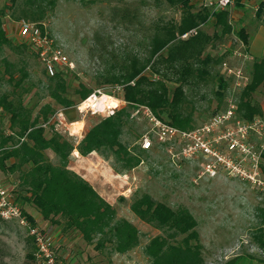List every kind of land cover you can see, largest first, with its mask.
Instances as JSON below:
<instances>
[{"label":"rangeland","instance_id":"374dc122","mask_svg":"<svg viewBox=\"0 0 264 264\" xmlns=\"http://www.w3.org/2000/svg\"><path fill=\"white\" fill-rule=\"evenodd\" d=\"M53 1L54 4L48 6L43 19L33 22L43 25L68 56L70 66L62 67V70L68 82L67 95L73 101L79 100L76 90L81 86L91 91L114 90L122 99V90L106 82L105 77L113 71L114 66H119L132 55L146 56L153 26L157 22L176 20L179 17V12L163 0ZM257 2L233 0V4L225 9L229 11V21L234 31L214 38L206 47V52L212 56H222L221 61L210 63L209 74L204 80L190 87L185 86L187 100L184 108L192 112L193 127L190 129L209 126L217 114L223 113L231 105H237L245 84L243 77H237V71L240 69L242 75L250 79L252 61L264 57V41L261 43L262 54L250 58L247 46L236 34L240 27H244L248 34V45L257 33L258 37L262 35L264 38V14H256ZM6 4H9V0H0V7ZM199 5L200 2H197L196 7ZM3 26L8 37L18 43L17 23L5 16ZM200 28L209 35L220 33L212 16ZM3 56L11 61L22 57L27 62L29 77L23 83L24 88H16V91L22 96L23 103L31 109L33 117L43 104L49 103L54 112L64 109L69 120L84 119L87 128L101 118L99 115L81 116L72 106L64 108L51 99L46 89L47 74L30 50L19 54L5 47L0 60ZM2 70L3 63L0 61V95L13 90V85L6 80ZM144 72L151 78H157L148 68ZM218 76H223L227 81L221 99L216 94ZM252 99L261 105L263 114L251 122L253 128L246 141L256 153L254 157L258 162L260 178L264 180V159L262 156L257 157L264 144V92L261 86L253 92ZM115 102L112 98L109 104ZM124 105L126 103L120 106ZM136 107L130 108L131 114L121 137L130 149H141L142 136L148 131V125L141 114H135ZM237 118L240 117L236 115ZM0 125L5 132L10 131L8 115L1 108ZM45 130L47 135L56 131L53 126ZM215 130L217 128L214 127ZM57 132L70 139L74 145L81 139L63 131ZM181 146L179 142H153L152 148L141 151L142 161L139 165L118 172L116 187L109 181L105 182L103 192H107L114 200L117 217L126 218L140 231L139 244L125 253L115 252L110 244L96 249L94 245L98 237L89 243L78 231H64L61 225L36 217L33 212L35 208L29 203H22L24 209L36 218V224L53 236L57 264H149L150 258L144 252V246L152 237L161 234V230L140 220L130 210L132 200L142 193H148L155 200L174 209L183 206L191 212L197 221L196 230L205 264H264V253L251 241V233L255 228L262 226L264 229V185L241 175L231 176V171L220 165H216V169L213 167L215 173L211 174L215 157L199 154L186 157L181 152ZM227 146L228 143L224 142L215 149L219 148L223 155L221 157L230 159L232 164L243 160L242 168L258 179L259 176L254 175L257 169L253 165L255 161L252 156H246L235 148L229 150ZM46 154L52 162H57L51 150H46ZM99 155L112 168L117 166L113 156ZM69 161H72L71 154ZM87 170L89 176L97 182L98 176L104 178L99 167ZM0 177L13 183L17 172H0ZM28 236L16 221H0V264H22Z\"/></svg>","mask_w":264,"mask_h":264},{"label":"trees","instance_id":"16d2710c","mask_svg":"<svg viewBox=\"0 0 264 264\" xmlns=\"http://www.w3.org/2000/svg\"><path fill=\"white\" fill-rule=\"evenodd\" d=\"M163 1L179 12L178 19L157 22L153 26L146 56L134 54L113 67L104 80L122 86V99L126 105L92 124L76 145L57 131L46 134V128L41 124L54 113L49 103L43 104L34 117L31 109L23 103L16 88L23 89V83L29 77L27 62L22 57L16 61L1 58L2 72L13 85V90L0 95V108L8 115L10 127V131L5 132L0 125V172H17L15 200L32 224L36 221L22 203H29L44 220L61 225L64 231H78L89 243L98 237L94 245L96 249L110 244L115 252L125 253L139 244V229L126 218H118L115 207L87 180L71 170L68 162L73 149H77L83 156L92 151L105 157L113 156L116 172L139 165L141 151L146 149H130L121 139L131 114L130 108L136 105L148 106L159 118L181 129L193 127L192 112L184 108L187 100L185 86L204 80L209 74L210 63L221 61L222 56H212L206 52V47L214 38L229 34L234 28L228 10L212 12L202 5L197 8L193 0ZM53 4V0H9V4L0 7V54L7 47L19 54L30 50L36 56L28 45L15 43L6 35L3 18L41 21L48 6ZM256 14H264V0L258 1ZM211 16L219 35L216 32L209 35L200 28ZM191 30L194 32L189 33ZM185 33L188 35L182 37ZM236 34L248 46L245 28L240 27ZM146 68L157 78L145 74ZM216 79V94L221 99L227 81L223 76ZM47 80L48 96L64 108L75 105L91 91L81 86L76 90L79 100L73 101L67 95L64 70L47 75ZM260 86L264 92V57L252 61L250 79L241 90L237 103V115L241 119L250 122L263 114L261 105L252 99L253 92ZM46 150L55 154L57 162L49 159ZM261 156L264 159V147ZM129 208L140 220L161 230V234L152 237L144 246L149 264H205L196 230L197 221L186 207L174 209L150 194L142 193L132 200ZM251 241L264 253L262 226L252 231ZM34 252L35 245L28 236L22 264H33Z\"/></svg>","mask_w":264,"mask_h":264},{"label":"built area","instance_id":"2783aa9c","mask_svg":"<svg viewBox=\"0 0 264 264\" xmlns=\"http://www.w3.org/2000/svg\"><path fill=\"white\" fill-rule=\"evenodd\" d=\"M233 4V0H200V5L210 7L212 11H220L229 8ZM17 23L18 42H23L36 54V57L44 72L47 75H53L55 72L62 70V67L70 66V61L64 50L59 47L54 39L49 35L44 26L33 21L20 19L14 21ZM194 32L191 30L189 33ZM188 33L182 35L186 37ZM237 77H243L244 86L248 83L249 77L243 76L239 69ZM122 90L121 85H112ZM104 97H112L115 104H106ZM126 103L121 99L114 90L94 89L90 91L86 97L79 100L72 107L82 116L99 115L108 117L115 113L120 108L121 104ZM64 109L56 110L49 119L42 123V127L48 128L53 126L56 131H63L69 135H74L67 122L64 114ZM140 113L142 118L148 125V131L142 136L141 147L150 149L154 143L174 144L179 142L182 144L181 152L186 157L196 155H209L215 157V162L211 166V174L215 173L216 165L223 166L231 171V176L241 175L259 185H264L260 171H258V162L252 151V146L248 144L247 135L253 128L252 121H246L240 118L236 119L237 105H231L221 114H217L212 118L209 126H200L194 129H181L167 121L159 118L148 106L137 105L135 114ZM235 119V120H234ZM255 119V118H254ZM232 122V123H231ZM214 127L217 128L214 132ZM212 132L215 134L213 135ZM228 143L229 150L237 149L246 156H252L255 161L253 165L257 169L254 175L259 178L255 179L250 173H247L242 168V161L233 162L230 159H225L216 146ZM264 144L261 146L257 157L261 156ZM264 187V186H263ZM15 183L7 182L3 177H0V219L14 220L21 226L26 233L32 238L35 245L34 262L33 264H57L56 251L54 240L51 233L41 228L38 224H32L27 215L23 213L21 205L15 200L14 195Z\"/></svg>","mask_w":264,"mask_h":264},{"label":"crops","instance_id":"0c3cea01","mask_svg":"<svg viewBox=\"0 0 264 264\" xmlns=\"http://www.w3.org/2000/svg\"><path fill=\"white\" fill-rule=\"evenodd\" d=\"M257 1H259V0H257ZM193 2L195 5H197V2H200V0H193ZM257 8H258V2L256 4L255 9L257 10ZM11 28H12V26L10 25L9 26L10 31H11ZM5 32H6V29H5ZM257 34H255L253 36V38H251V43L246 47L247 52L249 51L250 58L253 57V55H255V56L260 55L263 52V50H262L263 47L261 46V43L264 41V38L262 35H260L258 37ZM6 35L8 36L7 32H6ZM66 120H67V122H70L69 127L72 130V132L74 133L73 136H77V137L82 138L84 133L89 128V127L87 128L86 122L84 119L69 120L66 117ZM80 123L82 124L81 127L76 126L77 124H80ZM71 156H72V161L68 162V167L71 170L78 173L79 175H81L85 180H87L92 185V187L99 193L100 196H102L105 200H107L110 204H112L114 206V200L110 198V196L107 192H103V188H104V185H106L105 184L106 181H109L110 183H112V185H114L116 187L118 184L117 177L119 176V173L114 171L112 166L105 163V160L96 151H92L89 154L83 156V155L79 154L77 149H73V151L71 152ZM94 167L95 168L99 167V172L102 175H104V178H101L100 176H98V182H97V180H94V178L89 176V173L87 170V169H93ZM13 183H15V181ZM33 212L36 213V217H39V216L41 217V214L36 209H34ZM32 217L34 218V216H32ZM35 219L36 218H34V220Z\"/></svg>","mask_w":264,"mask_h":264},{"label":"bare ground","instance_id":"6f19581e","mask_svg":"<svg viewBox=\"0 0 264 264\" xmlns=\"http://www.w3.org/2000/svg\"><path fill=\"white\" fill-rule=\"evenodd\" d=\"M104 100H105L106 104H109L111 102L112 98L111 97H104ZM76 126L81 127L82 124L80 123V124H77Z\"/></svg>","mask_w":264,"mask_h":264}]
</instances>
